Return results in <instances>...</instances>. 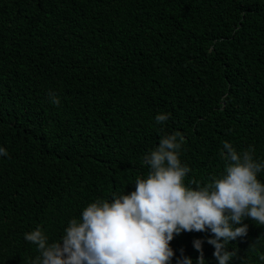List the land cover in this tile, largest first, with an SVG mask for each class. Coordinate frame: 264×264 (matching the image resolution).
Here are the masks:
<instances>
[{"label": "trees", "instance_id": "obj_1", "mask_svg": "<svg viewBox=\"0 0 264 264\" xmlns=\"http://www.w3.org/2000/svg\"><path fill=\"white\" fill-rule=\"evenodd\" d=\"M176 132L186 186L222 175L226 141L264 162V0H0V264L40 255L25 233L58 242L91 203L135 191ZM243 223L229 264H264V226ZM214 238L174 234L170 264H197L196 240L218 264Z\"/></svg>", "mask_w": 264, "mask_h": 264}, {"label": "clouds", "instance_id": "obj_2", "mask_svg": "<svg viewBox=\"0 0 264 264\" xmlns=\"http://www.w3.org/2000/svg\"><path fill=\"white\" fill-rule=\"evenodd\" d=\"M167 119L157 115L156 122ZM183 142L179 132L163 136L144 156L150 170L146 179H136L135 191L91 203L79 220L69 221L60 241L50 244L40 228L25 233L40 253L32 264H170L174 234L206 229L215 237L207 243L215 248L218 264H229L237 255L227 250L229 242L247 236L244 219L264 226V183L257 178L264 162L254 159V147L240 153L226 141L222 175L204 186L189 181L193 188L185 185L191 170L180 160ZM0 155L8 153L0 148ZM194 247L200 253L197 264H205L202 242L194 241ZM259 258L264 261V255ZM177 264L193 262L182 257Z\"/></svg>", "mask_w": 264, "mask_h": 264}]
</instances>
